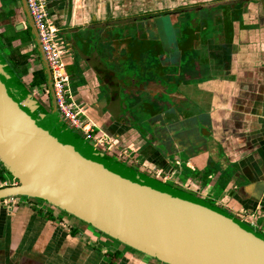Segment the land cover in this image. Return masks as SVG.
I'll list each match as a JSON object with an SVG mask.
<instances>
[{
  "label": "crops",
  "instance_id": "1",
  "mask_svg": "<svg viewBox=\"0 0 264 264\" xmlns=\"http://www.w3.org/2000/svg\"><path fill=\"white\" fill-rule=\"evenodd\" d=\"M45 1L52 23L67 34L72 45L83 46L91 58L97 53L92 40L103 39L110 32L111 21L137 8L131 7L132 0ZM205 1L216 0L193 3ZM138 2L141 5L142 0ZM4 5L15 10V22L8 21L14 29L19 23L23 28L18 30L26 29L18 0H0V10ZM247 5L240 20L218 31L222 42L219 45L205 29L200 45L193 31L190 44L203 49L200 53L210 70L170 92L171 121H188L191 128L184 140L180 135L173 136V149L157 148L155 142L132 143L134 134L127 130L128 126L116 123L120 118L93 104L92 94L98 91L93 73L87 74V82L78 90L90 124L97 129L109 126L114 135L124 139L106 151L109 155L139 172L211 201L249 226L256 225L254 230L264 235V0H252ZM228 14L222 18L219 12L216 16L223 24L230 19ZM213 20L209 18L208 22ZM213 22L217 30L219 25ZM8 27L0 16V48H8ZM16 43L20 41L10 44L16 47ZM27 46L28 51L33 48L32 43ZM65 58L68 61L67 55ZM34 59L39 63L37 56ZM22 78L31 79L29 74ZM2 181L3 178L0 187ZM20 199L12 209L0 203V264H156L139 252L84 231L71 216H62L50 204Z\"/></svg>",
  "mask_w": 264,
  "mask_h": 264
},
{
  "label": "water",
  "instance_id": "2",
  "mask_svg": "<svg viewBox=\"0 0 264 264\" xmlns=\"http://www.w3.org/2000/svg\"><path fill=\"white\" fill-rule=\"evenodd\" d=\"M18 3L49 106L0 52V167L15 180L0 187V200L23 196L45 202L162 264H264L263 234L215 204L131 168L64 121L26 2ZM198 20L194 36L201 45L204 16ZM104 38L92 40L96 59L112 43L110 33ZM172 89L165 87L164 95ZM166 126L160 136L184 140L191 130L188 121Z\"/></svg>",
  "mask_w": 264,
  "mask_h": 264
},
{
  "label": "flooded vegetation",
  "instance_id": "3",
  "mask_svg": "<svg viewBox=\"0 0 264 264\" xmlns=\"http://www.w3.org/2000/svg\"><path fill=\"white\" fill-rule=\"evenodd\" d=\"M250 2L252 0H216L163 6L162 0H142L141 5L129 15L111 21L109 33L112 43L100 59L91 58L83 46L72 45L67 34L58 30L57 35L64 47L68 86L74 100L86 114L85 107L79 102L82 97L78 88L87 82V74L93 73L98 84L97 93L92 94L93 104L101 106L104 113L111 112L120 118L116 123L128 126L127 130L134 134L132 143L155 142L160 147L165 143L168 150L173 149H170V143L174 134L167 137L159 135L160 129L174 123L169 113L173 105L170 92L175 90V85L202 77L210 70L202 59L203 53L200 52L203 49L190 44L198 18L204 16L202 25L206 33L219 45L222 42L218 31L223 26L226 30L229 24L240 20ZM219 12L222 18L228 14L230 19L222 24L216 16ZM209 18H214L219 25L217 30L209 26ZM165 87L173 89L164 95ZM160 97L163 100H159ZM98 129L116 143L122 142L123 138L119 134L114 135L109 126L103 125ZM83 227L84 231L96 237L109 239L92 233L89 225Z\"/></svg>",
  "mask_w": 264,
  "mask_h": 264
},
{
  "label": "built area",
  "instance_id": "4",
  "mask_svg": "<svg viewBox=\"0 0 264 264\" xmlns=\"http://www.w3.org/2000/svg\"><path fill=\"white\" fill-rule=\"evenodd\" d=\"M29 14L38 34L41 48L49 69L51 86L56 108L69 125L78 131L85 138L91 140L102 150L110 151L116 141L103 133L100 129L90 124L88 117L84 114L81 106L73 98L72 91L68 86V75L64 62V47L59 39L58 28L52 23L45 0H25ZM39 90L44 96V100L34 96L45 106H48V93L45 84L40 85ZM94 129L97 131H94ZM154 171V169L152 170ZM15 184V180L3 179L2 186ZM20 196L8 197L0 200L1 205L12 209L20 203Z\"/></svg>",
  "mask_w": 264,
  "mask_h": 264
},
{
  "label": "trees",
  "instance_id": "5",
  "mask_svg": "<svg viewBox=\"0 0 264 264\" xmlns=\"http://www.w3.org/2000/svg\"><path fill=\"white\" fill-rule=\"evenodd\" d=\"M10 3V2H9ZM15 14V10L12 6L8 7L4 5V7L0 10V16L4 18V20L8 23V31H10V35L6 37V47L10 50L9 54H4L2 50L0 49L1 54L4 56L12 70L15 74H17L20 78V76L26 74V68L25 64L30 60V58L34 55H36V50L33 47L32 50L20 53L19 47H13L11 46V41L18 39L20 41V44H31L32 38L30 31L28 28L24 30H15L12 23L8 22ZM33 44V43H32ZM42 84H45V76L43 74V71L41 68L38 70H35L32 72V78L30 83L27 85L29 88L32 86H40ZM3 171H6L1 167Z\"/></svg>",
  "mask_w": 264,
  "mask_h": 264
},
{
  "label": "rangeland",
  "instance_id": "6",
  "mask_svg": "<svg viewBox=\"0 0 264 264\" xmlns=\"http://www.w3.org/2000/svg\"><path fill=\"white\" fill-rule=\"evenodd\" d=\"M163 1V6H171V5H176V4H179V5H181V4H188V5H192V4H196V3H193L194 2V0H162ZM132 5H131V7H133V6H135V7H138L139 5V2H138V0H132ZM200 3V2H199ZM133 9V8H132ZM131 9V10H132ZM14 19H15V16H13L12 18H11V21L12 22H15L14 21ZM116 19H118V17L116 18ZM119 28V27H118ZM116 34V32L114 33V35ZM17 45H15V46H18L19 47V51H21V52H23V53H25V52H27L28 51V44H19V43H16ZM1 50H2V52L4 53V54H9V49L8 48H4V47H1L0 48ZM32 50V49H31ZM29 51H30V49H29ZM35 56V57H34ZM34 56H32L31 58H30V60L28 61V62H26V64L24 65L25 66V68H26V74L25 75H30V77L32 78V72L33 71H35V70H38L41 66L39 65V63L37 62V60L36 59H34V58H36V55H34ZM23 76V75H22ZM22 76H20V79L26 84V85H28L29 83H30V81H31V79H27V78H22ZM39 86H32V87H30V90H31V92H36L37 93V98L38 99H40V100H44V96H43V94H41V91L39 90V88H38ZM48 106H49V99H48ZM47 106V107H48ZM164 143V142H163ZM169 143H170V141H169ZM165 144V143H164ZM161 145V148L163 149V150H168L166 147H167V145L165 146V145ZM171 144V146H170V149L171 148H173L172 147V143H170ZM157 148H160V145H158L157 146ZM1 178H3V179H6V180H8V181H10L11 179H12V177L10 176V174H8V172H6V171H1V168H0V179ZM167 185L169 186V187H173L172 186V184H170V182H168L167 183ZM174 189H176L175 187H174ZM20 198H25V197H23V196H21ZM209 201V200H208ZM39 202H41V201H39ZM209 202H211V201H209ZM222 209V208H221ZM224 210V209H223ZM59 211L61 212V215L62 216H69L70 217V214H67V213H65V212H63L62 210H60L59 209ZM71 218H73L74 219V221H76L78 224H81L82 226L84 225V226H86V225H88V224H86L85 222H83V221H81V220H79V219H77V218H75V217H73V216H71ZM88 227V226H87ZM250 227H252L253 229H256V225L255 226H250ZM89 228L92 230V233H94V234H97L98 236H106V235H104V234H102L101 232H99V231H97V230H94V228H92L91 226H89ZM106 237H108V236H106ZM109 239H110V241L112 240L113 241V243L115 244V243H117V244H119L116 240H113L112 238H110V237H108ZM109 239H107V240H109ZM117 246H121L120 244L119 245H117ZM127 250H129V251H133L131 248H129V247H125ZM137 254H139V253H137ZM140 256H142V254H139ZM145 260H147L148 262H150V261H153L154 263H156V264H162V263H159V262H157V261H155L154 259H151L150 257H147L146 256V259Z\"/></svg>",
  "mask_w": 264,
  "mask_h": 264
}]
</instances>
